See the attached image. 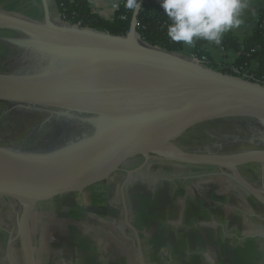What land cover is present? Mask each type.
Returning <instances> with one entry per match:
<instances>
[{
  "label": "water",
  "instance_id": "95a60500",
  "mask_svg": "<svg viewBox=\"0 0 264 264\" xmlns=\"http://www.w3.org/2000/svg\"><path fill=\"white\" fill-rule=\"evenodd\" d=\"M42 4V23L0 11V31L15 35L3 42L27 67L0 72V103L25 115L73 121L78 131L37 148L0 146V197L20 209L7 247L10 264L16 241L24 264H37L32 216L38 203L82 193L119 172L126 174L125 221L135 234L139 262L146 264L124 188L154 158L216 168L264 207V192L240 173L250 165L264 168V140L241 153L187 151L176 144L211 122L247 121L264 130L263 86L144 43L137 32L141 8L129 33L113 36L56 21L48 0ZM136 158L143 159L142 167L123 169Z\"/></svg>",
  "mask_w": 264,
  "mask_h": 264
},
{
  "label": "crops",
  "instance_id": "0c3cea01",
  "mask_svg": "<svg viewBox=\"0 0 264 264\" xmlns=\"http://www.w3.org/2000/svg\"><path fill=\"white\" fill-rule=\"evenodd\" d=\"M22 2L33 11H26ZM118 2L89 0L93 13L105 20L114 18ZM243 2L249 17L238 39L257 27L264 8V0ZM41 10L44 14L42 0H4L0 4V11L14 15L39 14ZM50 12L58 21L55 3ZM214 57L221 65L236 60L232 53H215ZM143 163L136 158L123 169L135 170ZM219 173L212 167L154 158L131 177L124 199L146 264H264V209ZM125 180L126 174L119 172L82 193L38 203L32 216L37 264H140L135 234L125 221L121 193ZM9 214L10 227L5 231L11 235L19 211L10 209ZM11 238L6 241V253Z\"/></svg>",
  "mask_w": 264,
  "mask_h": 264
},
{
  "label": "trees",
  "instance_id": "16d2710c",
  "mask_svg": "<svg viewBox=\"0 0 264 264\" xmlns=\"http://www.w3.org/2000/svg\"><path fill=\"white\" fill-rule=\"evenodd\" d=\"M54 3L60 15L65 17L67 24L105 32L113 36H126L134 15V12L125 6L126 0H119L118 10L112 20H105L93 13L89 0H54ZM170 23L171 21L160 7L159 0H145L138 15L137 32L142 41L149 46L168 53H178L186 58H193L201 65H208V68L223 74L234 76L236 74L231 71L230 67L237 69L244 67L243 72L240 73L244 75L243 79L249 80L253 75L252 82L264 87V8L257 27L247 33L244 39L232 36L222 39L220 46L224 49V53L230 52L236 56L235 61L230 64L224 63V65L214 62V53L209 51L210 47H217L214 43L198 39L186 50L185 47L188 45L171 41L167 36Z\"/></svg>",
  "mask_w": 264,
  "mask_h": 264
},
{
  "label": "rangeland",
  "instance_id": "374dc122",
  "mask_svg": "<svg viewBox=\"0 0 264 264\" xmlns=\"http://www.w3.org/2000/svg\"><path fill=\"white\" fill-rule=\"evenodd\" d=\"M54 0H48V4L50 7H53ZM1 5L4 4V0L0 2ZM21 6H27L25 7V10L33 11V9L29 6L27 2H22ZM11 6V5H9ZM41 13L28 15L26 13H15L19 16H23L26 18H29L30 20L42 23L44 21V14L43 11H40ZM246 8L241 13V19L243 20V23L239 29H233L231 31H228L223 34V37L226 36H233L238 37L241 29L243 28V25L245 26L248 20L249 15L246 13ZM252 31V30H250ZM249 31V32H250ZM15 35L10 32L0 31V72H8V73H21L24 72L26 68H24V65L20 64L21 62L17 59H19L18 52H15L14 48L6 45L3 41L5 39H11L14 38ZM188 47H185L186 50H188ZM209 51L211 53H220V54H229L230 52L224 53V50L222 47L217 45V47H210ZM9 55L12 56V61H10ZM180 55V54H179ZM182 56V55H180ZM21 58V56H20ZM193 59V58H190ZM195 60V59H193ZM196 61V60H195ZM209 63V62H208ZM234 120H225V121H218V122H211L206 123L201 126H198L194 128L191 131H188L184 135H182L177 141L176 144L182 148L183 150L187 151H212V152H226V153H241L247 150H251L254 148H259L258 146L252 145V144H241V145H233L230 146L228 142L225 141L226 137H232L237 136L238 138L240 135L235 132L234 130ZM242 139V138H240ZM15 141H10L9 139H6L2 137L0 134V146H7V147H18V145L14 144ZM225 146V147H223ZM241 172H243L244 175L247 176V178L256 184L258 187L261 186V179H264V168L257 165H250L241 168ZM71 194L59 196L61 198L68 197ZM58 197V198H59ZM3 199V198H2ZM68 199V198H67ZM10 209H14L16 211H20L19 207L13 203V202H5L0 200V264H7V258H6V241L12 237L13 239L16 235V232H13L11 235L8 234V231H5L9 229V222H10ZM9 226V227H8ZM14 226V225H13ZM12 229V227H11ZM6 239L5 242H2L3 239ZM14 245V246H13ZM11 250H14V252L11 253L12 259L16 264H24L22 253L20 251V245L19 242L16 241L13 244ZM16 251V253H15Z\"/></svg>",
  "mask_w": 264,
  "mask_h": 264
},
{
  "label": "clouds",
  "instance_id": "9594fccd",
  "mask_svg": "<svg viewBox=\"0 0 264 264\" xmlns=\"http://www.w3.org/2000/svg\"><path fill=\"white\" fill-rule=\"evenodd\" d=\"M171 23L167 36L171 41L193 46L198 39L220 45L223 34L239 29L247 7L243 0H159ZM133 12L141 8L140 0H126Z\"/></svg>",
  "mask_w": 264,
  "mask_h": 264
},
{
  "label": "flooded vegetation",
  "instance_id": "af4514ba",
  "mask_svg": "<svg viewBox=\"0 0 264 264\" xmlns=\"http://www.w3.org/2000/svg\"><path fill=\"white\" fill-rule=\"evenodd\" d=\"M12 56L9 55L10 61H12ZM24 68L26 67L24 66ZM24 70L27 71V68ZM233 125L235 132L240 136L238 138H236L237 136L226 137L225 141L230 146L250 144L252 141L264 140V130L252 122L234 120ZM77 126L75 122L70 120L49 119V117L41 114L25 115L14 111L8 105L0 103V134L10 141H15L14 144L18 145V147L37 148L54 144L67 134V137L72 133L75 134L78 131ZM251 183L254 184L253 182ZM254 185L264 192L263 178L261 179L260 187L256 184Z\"/></svg>",
  "mask_w": 264,
  "mask_h": 264
},
{
  "label": "built area",
  "instance_id": "2783aa9c",
  "mask_svg": "<svg viewBox=\"0 0 264 264\" xmlns=\"http://www.w3.org/2000/svg\"><path fill=\"white\" fill-rule=\"evenodd\" d=\"M119 1V0H118ZM248 2H255L256 0H247ZM119 3V2H118ZM58 21H60L61 23H67L66 21H65V17L64 16H62V15H60L59 16V20ZM137 28H139V24H137ZM224 50V49H223ZM253 53H254V51H253ZM208 64V63H207ZM204 66H206V65H204ZM208 66V65H207ZM206 66V67H207ZM230 69H231V71L234 73V74H236V75H234V76H236V77H240V78H242L243 79V77H244V75H242V74H240V73H242L243 72V70H244V67H240L239 69H237V68H235V67H230ZM254 80V76L252 75V76H250V79L249 80H247V81H250V82H252Z\"/></svg>",
  "mask_w": 264,
  "mask_h": 264
}]
</instances>
